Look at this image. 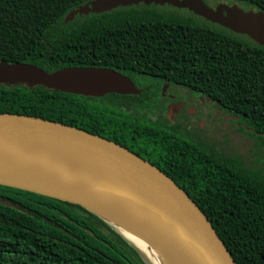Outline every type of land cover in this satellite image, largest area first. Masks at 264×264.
I'll return each mask as SVG.
<instances>
[{
	"label": "trees",
	"instance_id": "1",
	"mask_svg": "<svg viewBox=\"0 0 264 264\" xmlns=\"http://www.w3.org/2000/svg\"><path fill=\"white\" fill-rule=\"evenodd\" d=\"M92 0H0V61L48 72L108 67L169 79L211 95L264 142V46L220 25L158 5L66 15ZM208 3L209 0H204ZM264 11V0H235ZM44 86L0 84V113L25 114L121 143L141 130L122 105ZM195 147V146H193ZM169 173L199 205L239 264H264V168L194 148ZM0 264H152L121 231L87 209L0 185Z\"/></svg>",
	"mask_w": 264,
	"mask_h": 264
},
{
	"label": "water",
	"instance_id": "2",
	"mask_svg": "<svg viewBox=\"0 0 264 264\" xmlns=\"http://www.w3.org/2000/svg\"><path fill=\"white\" fill-rule=\"evenodd\" d=\"M170 5L245 35L264 46V11L204 0H92L70 11L101 14L132 5ZM0 84L101 97L139 90L121 72L106 67H64L54 72L25 62L0 61ZM79 163L116 182L125 198L75 182L42 161ZM0 185L79 205L121 231L161 247L182 264H239L194 199L153 163L106 137L25 114L0 113ZM132 240V239H131Z\"/></svg>",
	"mask_w": 264,
	"mask_h": 264
},
{
	"label": "flooded vegetation",
	"instance_id": "3",
	"mask_svg": "<svg viewBox=\"0 0 264 264\" xmlns=\"http://www.w3.org/2000/svg\"><path fill=\"white\" fill-rule=\"evenodd\" d=\"M124 75L132 80L139 93H109L97 97L123 96L137 102L121 107L145 134L137 129L133 135L119 137V144L167 175L179 174V169L189 164L188 157L194 154L196 147L215 149L225 157L236 156L247 166L259 165L256 158H247L250 146L255 145L251 136H256V131L214 97L165 78L145 74L134 78ZM178 176L183 181L182 175Z\"/></svg>",
	"mask_w": 264,
	"mask_h": 264
},
{
	"label": "bare ground",
	"instance_id": "4",
	"mask_svg": "<svg viewBox=\"0 0 264 264\" xmlns=\"http://www.w3.org/2000/svg\"><path fill=\"white\" fill-rule=\"evenodd\" d=\"M42 163L65 177L95 191L125 198L122 194L123 189L114 180L95 169L70 161L53 160L49 163L42 161ZM129 237L132 240L128 239L144 253L152 264H182L167 251L148 240L134 235H129Z\"/></svg>",
	"mask_w": 264,
	"mask_h": 264
},
{
	"label": "rangeland",
	"instance_id": "5",
	"mask_svg": "<svg viewBox=\"0 0 264 264\" xmlns=\"http://www.w3.org/2000/svg\"><path fill=\"white\" fill-rule=\"evenodd\" d=\"M222 3L227 4V5L237 4L246 11L253 10V8L250 5H247L243 2H238L235 0H209L208 1V4L212 7H216L218 4H222ZM159 9L162 11L169 12V13L191 15L190 12L187 10L170 7V6H161L159 7ZM251 138H253L255 145L250 146V149H249L250 154L247 155V158H251V157L256 158L257 162L259 163V166H262L264 168V142L261 140H258L257 136H254V137L251 136ZM248 166H254V165H248Z\"/></svg>",
	"mask_w": 264,
	"mask_h": 264
}]
</instances>
